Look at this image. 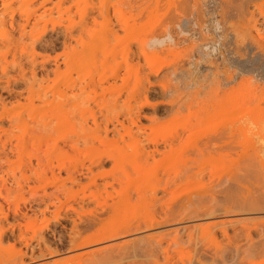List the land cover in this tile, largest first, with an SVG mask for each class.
<instances>
[{
	"label": "rangeland",
	"instance_id": "obj_1",
	"mask_svg": "<svg viewBox=\"0 0 264 264\" xmlns=\"http://www.w3.org/2000/svg\"><path fill=\"white\" fill-rule=\"evenodd\" d=\"M179 1L0 0V51H7L9 46H14L13 50L10 48V52L0 53V138L3 141L12 140L14 144L21 141L22 145L14 152L0 147V264H17L22 252L23 263L19 264H85L79 259L66 261L69 256L81 252H74L68 241L72 228L70 216L73 213L67 216L66 212L61 211L58 216L56 206L47 208L42 199L46 192L55 190V181L51 178L53 184L47 185L51 182L50 178L40 181L35 173L49 167H54L59 172L64 164L67 165L66 168H73L76 163H79L77 166L81 165L80 162L89 164L91 160H99L100 156L106 158L111 153L119 157V162L108 160L103 168L96 166L95 172H106L109 179L112 178L110 175L117 172L125 181L144 180L145 175L134 170L139 163L142 167L144 164L140 149L134 147L133 141L126 134L125 141L119 143L122 148L118 145L117 148L115 143H103L100 139L107 137L104 131L106 126L113 129L112 121L119 119L126 125L130 124L129 107H134L132 112L140 120V127L133 125L134 134L158 139L163 151H166L162 145L163 140L172 136V149L158 154L155 160H149L150 167H153L163 183L182 169L184 171L192 167L199 172L194 177L184 176L186 179H183V188L180 187L174 193L176 196L180 192L184 195L180 193L179 198L192 193L195 198L199 190L209 187L213 177L215 184L221 183L217 184V190L219 186L223 191L228 190L232 185L229 177L232 171L238 169V165L242 166L251 160V165L247 162V167L258 168L259 159L253 161L254 151L259 153L264 162V110H261L264 108V13L251 5L255 4L254 0H235V6L231 2H227V5L225 0H201L199 3L203 2L202 6H198L200 4H197V0V3L195 0H186L190 2L189 5H183V1L181 0L182 4ZM220 2H224L225 7ZM238 5L245 8L237 7ZM253 11L256 16L251 14ZM249 18L253 22H248ZM218 23L223 24L220 27ZM10 24L15 27L12 28ZM22 25H25L24 31L20 30ZM242 27L243 35L240 32ZM244 28L248 30L244 31ZM168 30L174 32L171 46L169 44L167 48H160L161 50L146 47L150 35H163ZM144 47L148 51L146 54L141 52ZM43 61L46 67L42 66ZM151 68L160 71L155 75L151 73ZM114 72H118L119 76L113 77ZM166 85H172V95L159 94ZM147 88L150 91H146L150 105L142 106L145 101L143 92ZM55 91L66 92L67 95H63L58 101V97L57 100L53 99ZM30 92L34 93V97ZM29 93L33 99L29 97ZM45 95L54 101L51 99L48 102ZM171 100L172 114H169L165 109ZM57 102L61 104L58 103V111L54 107ZM51 103L54 105L51 106ZM243 115H248V118ZM153 116H157L160 121L153 124L149 119ZM59 117L62 123L59 122ZM238 118L243 125L238 131L241 132L239 139L247 143L242 144L240 141L241 144H235L231 148L214 149L213 145V148L203 149V143L207 139L217 136L218 131L224 129L223 122L224 126L229 127L227 125ZM51 120L53 129L46 131L44 124ZM118 127L121 133L125 132L121 124ZM109 133L108 138L112 140L121 136L113 131ZM250 140L251 144L255 142V145L252 144L254 151L249 145ZM146 141L143 145L152 149L154 145ZM48 149L54 150V153H48ZM252 170L247 174L255 175L256 172L253 170L252 174ZM66 171H62L63 178L68 174ZM124 171H129L130 175H125ZM244 171L242 173L246 174ZM243 176L241 178L245 179L247 175ZM249 177L250 175L246 178ZM98 179L103 180L101 177ZM251 179L255 184L249 182ZM251 179L248 184H251L249 186L253 188L254 195L248 196V202L235 189L233 191L238 193L240 199L236 193L233 192L232 196V191L227 192L240 206L243 203L245 207L247 203L251 206L264 201V197H261L264 196V186H259L264 185L261 184L264 181L261 179L258 184L256 180L254 182V176ZM212 184L215 186L214 182ZM214 186L213 189L216 190ZM254 187L261 188V195L255 196L260 189L255 193ZM34 191H37L36 194ZM223 191V196L216 191L219 193L220 204L227 203L226 198L230 201V196L225 197L226 191ZM163 196L164 192L161 191L160 198L165 200L171 197L169 194L165 198ZM175 198L172 194V200ZM238 199L242 200L241 203ZM147 207L136 203L121 212L115 222H134L139 217L149 215L153 212V207ZM191 210L193 209L188 208L181 212L187 215ZM238 212L235 216L219 212L218 216L215 215L217 218L213 215L201 219H191V215H188L182 223L174 221L154 231L111 240L91 248L126 243H130L132 247L137 239L141 240L151 233L180 230L178 236H182L184 240L182 239L181 246L172 245V264H264V251L256 252L259 250L253 246L255 240L257 243L263 241L264 234H260L263 228L259 227V233L253 234L251 240L238 230L245 223L264 220V210ZM111 215L107 214L106 217ZM253 216L257 219L254 217L253 220ZM251 217V221L247 219ZM231 218L241 220V224L236 222L227 226L229 234L234 236L233 241H229L220 227H217V241L214 244L210 240L211 235L202 230L215 220ZM236 230L237 234L234 232ZM12 234L17 239L21 236L25 238L14 241L10 239ZM190 234L194 236L193 241L188 238ZM139 242L135 246L143 245ZM49 250H59L60 253L50 256ZM161 258L160 263L164 264ZM32 261L34 263H30ZM138 261L143 264L146 259L134 257L115 262L100 260L91 264H138Z\"/></svg>",
	"mask_w": 264,
	"mask_h": 264
},
{
	"label": "bare ground",
	"instance_id": "obj_2",
	"mask_svg": "<svg viewBox=\"0 0 264 264\" xmlns=\"http://www.w3.org/2000/svg\"><path fill=\"white\" fill-rule=\"evenodd\" d=\"M182 1H183L182 2L183 5H185L184 3H187L189 5V3H190V2H187L188 0L187 1L185 0L186 2L184 0H182ZM200 1L201 0H199V1L197 0V2H198L197 3L196 0H195V2L197 4H200L199 3ZM222 1H224V0H222ZM225 1L224 2L227 4V2L228 3L229 2L233 3L235 0H225ZM239 1H238V4H239ZM245 1H247V0H245ZM248 1H250V0H248ZM254 1H255V4H251V5H255L257 10L260 13L263 14L264 13V0H254ZM224 2L223 3L220 2V3H222L221 5L223 7H225V5H223ZM250 2H253V1H250ZM179 3H181V0L179 1ZM214 3H216V2L214 1ZM187 4H186V6H187ZM201 4L198 5V6H202ZM205 4H206V2L204 3V5ZM234 4L235 3H233V5ZM204 5H203V7H204ZM208 5H211V4H208ZM241 5H238L237 7H239V6L243 7ZM192 6H194V5H192ZM233 7H231V8H233ZM182 8H183V6H182ZM243 8H245V6ZM223 11H225V10H223ZM254 11L252 13L250 12L251 14H253V16H254V14L256 12V11L255 12ZM243 12H245V11H243ZM227 13H228V11H227ZM227 13H225V14H227ZM179 15H180V13H179ZM214 15H216V14H214ZM255 16H256V14H255ZM226 17L224 16V18H226ZM250 17H252V16H250ZM216 18H218V14H217ZM224 18H222V19H224ZM247 18H248V16H247ZM213 19L215 20V18L212 17V20ZM12 21L14 23V20H12ZM254 21H255V24H256V20H254ZM11 22H9V23H11ZM218 22H221V21H218ZM248 22H253V20L251 21V19H250V20H248ZM13 23H11V24H13ZM223 23H221V24H223ZM218 24H220V23H218ZM221 24H220V27L222 26ZM177 25H179V24H177ZM205 25H206V23H205ZM179 26H181V25H179ZM240 26H242V25H240ZM11 27L13 28L15 26L11 25ZM256 27H257V25H256ZM249 28H251V27H249ZM242 29H243V27L240 30H242ZM246 29L244 31H246ZM20 30L24 31L25 30V25L20 26ZM172 32L173 31L168 30V32L166 34H163V35H159V34L150 35V37L148 38V41H146L147 42V44H146L147 46L146 47L150 48V50L151 49L155 50V49L163 48L165 46L167 48V46L169 44L171 46L172 38H174L172 36ZM240 32H242L241 34L243 35V30L240 31ZM240 32H238V34ZM246 33L248 34L249 32L247 31ZM23 34H25V33H23ZM175 35H176V33H175ZM180 36H183V35H180ZM243 38H244V36H243ZM240 40H242V39H240ZM252 41H253V39H252ZM243 42H241V43H243ZM65 43H67V42H65ZM175 43L176 42H174V44ZM9 47L12 48L11 46H9ZM146 47H144L143 50H141L142 53H145V54L148 53V51L146 50ZM10 48L9 49L7 48V51L10 52V50H11ZM13 48H14V46H13ZM13 48H12V50H13ZM7 51H5V50L4 51H0V53L1 52L4 53V52H7ZM42 66L46 67L45 61H43V65ZM159 71H160V69L158 70L157 68H155V69L153 68L151 70V73L153 72L156 75V73H159ZM112 75H113V77L119 76L118 72L117 73L114 72V74H112ZM254 79H256V78L254 77ZM244 85H242V86H244ZM146 91H149V88H147L143 92L145 101L142 104V106L150 105L149 95H147ZM30 93L32 94L33 92H30ZM31 94H30L29 97L31 99H33L31 96L33 95V97H34V93L32 95ZM65 94H66V92L62 93L60 91H55V93L53 94V96H54L53 99H56V97H58V101H59V98H61ZM159 94L160 95L162 94L163 96L172 95V85L171 86L170 85L169 86L168 85L164 86L163 90L160 91ZM64 98H65V96H64ZM31 99H30V101H31ZM51 99H49V97L46 96V100H48V102H50L49 100H51ZM69 100L70 99L68 98V101ZM31 102H34V101L32 100ZM58 103L59 102L54 103V104L58 105V106L57 105L54 106V107H57L56 108L57 111L60 110V106H59L60 103L59 104ZM54 104L51 103V106H53ZM130 108L131 107H129L130 111H128V118H129L130 124L126 125L124 121L122 122L119 119H116V122L111 120L112 123H113V129L111 130L108 126H106L104 131H106L107 137H105V138L103 137V138H100V139H101V141L103 143H106V144L115 143L117 148H119V147L122 148L121 147L122 145L119 146V143H120V141H125V139H126L125 138V134H126L133 141L134 147H137V149H140V153H141V156H142V160L144 161V164H143V167H142L141 164L139 163L137 166H135L134 170H137L136 171L137 173L142 172L145 175L144 176V180H142L140 182H138V181L137 182L125 181L124 178H122L121 175L119 173H117V172H115L112 175H110L112 178L109 179V177H107L109 175L106 172H104V173H98L99 171L95 172L94 169H95L96 166L103 168L107 164L108 160L112 161V162H119V157L114 155V154H111V153H110V155L107 154L106 158H103V157L100 156L99 157L100 159L97 158L99 160H96V159L91 160L89 164L80 162L81 165L77 166V165H79V163H76V165H74L73 168H66L67 165L64 164V166H62L60 169L58 168L60 170V171L58 170L59 172H56L54 167H49L48 169H44L42 171L41 170L40 171L37 170V172L35 170L36 173L34 172L36 174L35 175L36 178L40 179V181H41V179L42 180L45 179V181H46V179H48V178H50L49 181H51V178L55 181L54 183H55L56 186H55V190L54 191L49 192V193L46 192L44 198L41 197L42 193H40V195H41L40 197L43 198L42 200H44V202H46L47 208L50 209L49 208L50 206H53V205L56 206L55 209L57 210L58 216H59L61 211L66 212L67 216H69L68 215L69 213H73V216H70L71 221H72V228H71V233L69 235V240L68 241L70 242L71 249L74 252L78 251V250L81 251V252L75 253V254H73V256H69L68 257L69 259L66 260V261H71V260H75V259L78 260L79 259L80 262L83 261V263H85V264H91L92 262H96V261H100V260H104V262L105 261H107V262H115V261H122V260H127V259L129 260V259H132L134 257H139V259L141 258V260H142V257H145L146 262L147 261L148 262L147 263L145 262L143 264H152L153 262H154L153 264H162V263H160V257H162L163 259L161 258V260H164V264H172V259H173L172 245L173 244H177V246H181V243H183V240H184L182 238V236L181 237L178 236V233L180 232V230H174V231L166 232V233H160V232L156 233V232H154V233H151V234L145 236L141 240L137 239V241H136L134 239L136 242L133 243L132 247L130 246V243L129 244L126 243L124 245H119V244L118 245H111V246L104 247V248H91V247H93L95 245H100L102 243H105V242H108V241H111V240H117L119 238L132 236V235L137 234V233H144V232H147V231H154V230H156L158 228H161L163 226L170 225V224H172V222L174 223V221L176 223L177 222L178 223H182L184 218H187L188 215H191V216H189L191 219L192 218L193 219L194 218L198 219L199 217L201 219L202 217H205V216L211 217V216L214 215V217H216V216H218L217 213H219V212L223 213V215L227 214L229 216H235L236 214H239L238 211H243L244 210V211H249V212H258V211H263L264 210V201H260V204H255V205H251V206L249 205V203H247L246 206L247 205H249V206L248 207H246V206L244 207L243 205H245V203H243L242 206H240L239 204H237L238 202L236 203L235 202L236 200L234 198H232V196H233L232 193L234 192L233 190L235 189V191L237 190V192L240 193V195L243 197V199H246L247 200L246 202H248L249 201V199H247L248 196L251 195V194L254 195V193H252V189L253 188L251 189L250 186H249L251 184H255V183H252L253 180L251 178H253V176H254V182L257 181L256 183H258V184H259V182H261V179L264 181V162L259 157V153L254 151V148H253L254 146L253 145H255V142L254 143L252 142V144H253L252 145L251 144V140H250V143H249V145L251 144L250 146H252V149L255 152L254 153L255 156L253 158V161H255V160L258 161L257 159H259V163H260V165L259 164L257 165L258 168H252L254 170V172H256L255 175L253 174V170L251 169V167L250 168L247 167L248 163H249V165H251L250 164L251 160H248L242 166L238 165V169H236V171H232V174L229 177V179H231L229 181L230 182L232 181L231 182L232 185L231 186L228 185L229 186V188H228L229 191L228 190H225L226 192L223 191L222 189H220V186H219V190H217L218 189V185L219 184L221 185V183H219V184L216 183L215 184V179L213 177V179L210 180L211 184L214 182V184H215V186L217 188L213 184L212 185L210 184V185H208L209 187H207L204 190H199V192H198V190H196L198 193L195 194V198H193L194 197L193 196L194 193H192V195L191 194L188 195V196L185 195V197H183V198L180 197L179 198L178 196L179 195L181 196L182 193L180 192L181 194L180 193H179V195L177 194L178 196H176L175 194L178 192V189L180 187L183 188V186H184L183 185V179H186L189 176H193L194 177L199 172L197 170H195V168L193 169L192 167L186 168V169H184V171L182 169L181 172L176 171L177 173L175 174V176H173V177L171 176V177L167 178V180L163 183V180L160 179L158 177V175H156V171L153 170V167H150L149 160L150 159L155 160L158 154H163L165 152L167 153V152H169L172 149V143L174 142V141L172 142V136H170L169 138H165V140H163L164 144H162V145H164L166 151H163L162 148H160L161 147V144H160L161 141H159L158 139L151 138L150 136H148V137H144L143 135H141L140 137L137 136L133 132V125L139 126V121L140 120H139V117L137 116L138 117L137 118L136 116H134V114H133L134 112H132L134 107H133V109L132 108L130 109ZM261 110L263 111L264 108L261 109ZM165 112H168L169 114H172V100L169 101L168 106L165 109ZM68 116H69V114H68ZM244 116H246V115H243V117ZM243 117H241V119H243ZM67 118L65 120H67ZM116 118H118V117H116ZM244 118H248V115H247V117H244ZM60 119L61 118L59 117V120ZM149 119L153 122V124H156L157 122L160 121V119L157 116L156 117H154V116L153 117H149ZM241 119L238 118L237 121L238 120L240 121ZM51 121H52V123H51ZM51 121L50 122L48 121L47 123L44 124V129L46 131L48 129L50 130V128L53 129V125H52L53 124V120H51ZM61 121H62V119L59 122L62 123ZM67 121H69V120H67ZM237 121H233L230 125H227L229 127L224 126L223 124H225V123L223 122L222 126L224 127V129H221V130L222 131L224 130V132L222 133V131L219 130L218 133H217V136L215 135V137H214L212 135L213 137H211V138L208 137L209 139H207L203 143L204 144L203 145V149L213 148L212 147L213 145L216 146V147L214 146V149L217 148V147L218 148H221V147H229V148H231L233 146L235 147L236 145L238 146V144H241L240 141L242 142V144H243V142L247 143V141L240 140L241 138L239 136V133H241V132H238V131L241 130V127L243 125H242V120L240 121L241 123L239 121H238L239 122L238 123ZM244 121L245 120L243 119V122ZM235 122L238 123V125ZM118 124L119 125L121 124V126H122V128L124 129L125 132L121 133V130L118 127ZM222 126H220V127L223 128ZM239 128H240V130H239ZM110 131H113L114 133L116 132V133L121 134V136L118 135V137H121V139H118V137H117V139L115 138L113 140L108 138V134H110L109 133ZM220 133H221L222 136H220ZM143 137L147 140V141L145 140L147 143H150V144L154 145L153 148L151 147L152 149H149L150 146H148V148H147L146 147L147 145L146 146L143 145L144 144L143 142H145ZM179 137H181L180 133H179ZM238 139H239V141H238ZM11 141L10 140L9 141H5V140L3 141V139L0 138V145H1L0 147H2L4 150L9 148L13 152L15 150H19L22 147V145H20L21 141H18L17 142L18 144H16V143L14 144ZM22 142L25 143L26 141H22ZM121 144H122V142H121ZM53 149H56V147H53ZM49 150L50 149L47 150L48 153H50V154L54 153V150L53 151L50 150L52 152H50ZM200 151H204V150H200ZM145 165H146V167H144ZM147 165H149V167H147ZM255 165H256V163H255ZM59 166H61V164ZM140 166H141V168H140ZM45 167H47V166H45ZM138 168H140V169H138ZM247 168H249V170L246 171ZM63 169H66L67 170L66 172H68V174L66 173L67 176L65 178H63L62 175H61ZM243 170H245L244 172H246V174L242 173ZM250 170H252L251 171L252 174H253L252 176L249 173L247 174V172H250ZM94 172H95V174H94ZM240 173H242L244 176L247 175L246 176L247 178L250 175L251 178L249 177V179H251V180L247 179L243 175L242 176L245 179H247V181L245 179L241 178L242 176L240 175ZM49 174H51V177H49ZM124 174L129 176L130 172L129 171H124ZM256 174H257V176H256ZM184 176H186V178H184ZM100 177L103 180H101V179L99 180L98 178H100ZM106 177H107V179H106ZM248 180H249V182L251 184H248L249 183ZM210 181H208V183ZM51 182H48L47 185L53 184V182L52 183ZM236 182H237V187H236ZM186 184H188V183H186ZM258 184H257V186H258ZM261 184H264V183L261 182ZM40 186L37 187V190L39 189ZM213 186L215 187L216 190L213 189ZM259 186L261 187V186H264V185H259ZM34 187L36 188V186H34ZM254 188L256 189L254 191L255 193H257V191L259 189L260 190L258 191V193L261 192V188H258V187H257L258 189L256 187H254ZM263 188H262V191H264ZM225 189H227V188H225ZM161 191L164 192V196H163L164 198H165V195L167 196L168 194H169V196L171 195V197L169 199H165V200L162 197L160 198L159 197V193ZM216 191L220 192V196H223V195H221L222 191L225 192L224 193V194H226L225 197L226 196L227 197L230 196V201H229V198H228V200L226 198L227 203L220 204L221 200L219 199V196H218L219 193H217ZM230 191H232L230 193V194H232V196L229 193H228L229 196L227 195V192H230ZM36 192L34 191L33 193L36 194ZM237 192H234V193H236L235 195L238 194ZM258 193L255 196L261 195L260 193L259 194ZM172 194H173V198L176 197L175 198L176 200L173 199L174 201L172 200ZM262 195H264V193H262ZM182 196H184V195L182 194ZM237 197H238V195H237ZM261 197L263 198L264 196H261ZM224 199L225 198H223V200ZM263 200H264V198H263ZM239 201L241 203L242 200H239ZM136 203H142L145 207L148 206L147 208H152L153 207L152 208L153 212L151 211L152 213H149V215L147 214L146 216L139 217L138 219H136V221L134 220V222L130 221V222L124 223V224H117V222H115V221L117 220L116 218L120 216L121 212H125L127 209H129L130 207H132ZM149 206H151V207H149ZM188 208H191L193 210L190 211L191 212L190 214L183 215L181 210H183V209L186 210ZM110 213L112 214L111 216H109L111 218L106 217V215L110 214ZM58 216L56 214V217H58ZM254 217L255 216H253V220L257 219L256 217L254 219ZM235 219L233 220L231 218L229 220H220V221H216L215 220V222L209 223L202 230H203V232L209 233L211 235V239L210 240H211V242L214 241V244H215V241H217L216 230H215V228H217V227H220V230L223 232V235L229 241H233L234 236H231L229 234L227 226L229 227V225L231 226V225H233L236 222L240 223L241 220L238 221V220H235ZM247 219L248 220H250V219L252 220V217L251 218H247ZM242 221H244V220L242 219ZM259 227L263 228V229H261V233H260V234L263 235L264 234V220H262L261 222H258V220H257V222L254 221L252 224L251 223H249V224L245 223V225L242 226V228L238 229V230H239V233H240V231L243 232L246 235V238L251 240L252 239V235L255 234L256 232H258V228ZM235 228H237V227H235ZM234 232H235V234H237V230L234 231ZM231 234H233V233H231ZM193 237H194L193 234L188 235V238L190 240H192V239L194 240ZM24 238L25 237L21 236V238L19 237V239H17L14 236V234H12L11 237H10V239H14V241L15 240L16 241L17 240L21 241ZM261 239L262 238H260V240ZM243 240H245V239H243ZM254 240H255V238H254ZM139 241H141L143 243V245L140 244L139 246H135L136 243L139 242ZM255 241H256V243L254 242L253 246L256 247L259 250V251H256V250L255 251L256 252L264 251V239H263V241H259L258 240L259 241L258 243H257V240H255ZM141 242H139V243H141ZM165 242H166V245H163V244H165ZM246 242H248V241H246ZM232 245H233V243H232ZM253 246L251 245V248ZM229 248H231V247H229ZM176 251H177V249H176ZM58 252H59V250H49L48 254L51 256V255L57 254ZM217 252H218V250H217ZM23 254L24 253L22 252L20 257L17 259V264L23 263V260H22V255ZM46 255L47 254H43V256H46ZM149 260H153V262L149 263L150 262ZM30 263H34V261H32ZM136 263L137 262H135V264ZM93 264H96V263H93ZM138 264H140L139 261H138Z\"/></svg>",
	"mask_w": 264,
	"mask_h": 264
}]
</instances>
